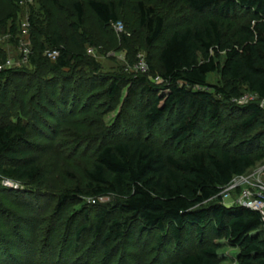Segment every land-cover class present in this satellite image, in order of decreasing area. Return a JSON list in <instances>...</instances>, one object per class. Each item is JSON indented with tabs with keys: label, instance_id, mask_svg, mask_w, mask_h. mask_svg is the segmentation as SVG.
I'll return each mask as SVG.
<instances>
[{
	"label": "trees",
	"instance_id": "16d2710c",
	"mask_svg": "<svg viewBox=\"0 0 264 264\" xmlns=\"http://www.w3.org/2000/svg\"><path fill=\"white\" fill-rule=\"evenodd\" d=\"M183 2L190 10L209 12L212 17L165 39L159 55L163 87L142 80V92L150 103L143 111L146 130L167 122V143L183 152L165 153L145 140L103 142L92 166L84 171L87 192L69 189L61 193L56 215L81 194L94 199L113 196L109 205L97 206L93 219L91 212H85L76 228V248L84 236L92 234L107 253H113L138 224L139 234L159 232L155 251L170 255L174 245V257L163 264H222L221 246L211 237L237 249L238 264H264V216L250 208L226 205L222 198L235 178L264 161L260 143L264 110L259 104L237 107L234 102L244 92L264 99V0ZM88 5L102 28L120 22L113 4L89 0ZM74 7L78 21L83 22V5L76 2ZM137 10L140 27L148 34L147 44L153 46L164 36L165 19L143 2ZM239 12L248 20L236 40H230L222 22ZM67 56L68 52L55 60L58 69L69 67ZM216 73L223 87L209 83V76ZM11 74L12 70H0L2 76ZM121 85L119 78L109 85L110 100L120 95ZM234 113H239V124L230 130L234 139H220L223 124ZM206 129L216 133L214 140L204 142ZM29 134L27 126L0 124V177L47 186L43 167L32 154ZM192 141L195 147L190 149Z\"/></svg>",
	"mask_w": 264,
	"mask_h": 264
},
{
	"label": "rangeland",
	"instance_id": "374dc122",
	"mask_svg": "<svg viewBox=\"0 0 264 264\" xmlns=\"http://www.w3.org/2000/svg\"><path fill=\"white\" fill-rule=\"evenodd\" d=\"M88 1L0 0V70L13 71L0 75V124L29 127L32 154L42 165L47 184L32 186L0 177V264H155L157 259L163 264L174 257V245L168 247L170 255L155 251L154 238L159 232L139 234L138 224L113 253H107L92 234L84 236L76 248L75 232L85 212H91L92 218L98 205L107 206L115 197L94 199L81 194L58 216L56 199L69 189L87 192L84 171L92 166L103 142L145 140L165 153L183 152L167 143V122L146 130L143 111L150 103L142 92V80L163 87L159 55L165 39L176 30L201 24L212 14L194 12L183 0H97L113 4L123 25V30H115L114 25L104 29ZM76 2L84 9L81 23ZM139 2L165 19L164 36L153 46H148L147 31L140 27ZM247 20L239 12L222 22L227 38L236 40ZM50 51H56L57 58L68 52L69 67L58 69L57 58L48 56ZM118 78L122 79L121 93L110 100L106 90ZM209 83L223 87L217 73L209 76ZM244 93L247 102H235L237 107L261 105L251 93ZM238 115L234 113L223 124L220 139H231ZM215 137V132L205 130L204 142ZM260 143L263 148L264 138ZM189 147H195L194 141ZM258 170L264 171V161L257 162L243 178L254 180ZM228 194L237 198V193L230 190L222 195L224 203L231 205ZM210 240L221 246L222 264H238L237 249L225 240Z\"/></svg>",
	"mask_w": 264,
	"mask_h": 264
},
{
	"label": "built area",
	"instance_id": "2783aa9c",
	"mask_svg": "<svg viewBox=\"0 0 264 264\" xmlns=\"http://www.w3.org/2000/svg\"><path fill=\"white\" fill-rule=\"evenodd\" d=\"M114 28L115 30L117 29L119 30V28H122L123 30V25L121 22H118L114 24ZM48 56L55 59L57 58V52L50 51L48 52ZM252 95L260 100L261 102L260 107L264 109V99H260L258 95L255 94ZM246 100L247 99L245 97H242L238 100H234V102H239L238 104L243 105L247 102ZM262 174H263V170L256 171L253 175V178H255L254 180L251 178L244 179L243 176L237 177V180L224 191V193L230 190L236 192L237 187L241 188V193L237 194V198H232L230 194L227 195L228 198L230 196L232 199L231 205L250 208L252 210L261 212L262 215L264 216V180L262 179ZM243 180L245 181L244 184L241 186L240 183L243 182Z\"/></svg>",
	"mask_w": 264,
	"mask_h": 264
}]
</instances>
